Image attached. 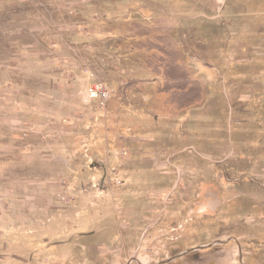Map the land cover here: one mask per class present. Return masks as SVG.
Listing matches in <instances>:
<instances>
[{
    "label": "rangeland",
    "instance_id": "rangeland-1",
    "mask_svg": "<svg viewBox=\"0 0 264 264\" xmlns=\"http://www.w3.org/2000/svg\"><path fill=\"white\" fill-rule=\"evenodd\" d=\"M0 264H264V0H0Z\"/></svg>",
    "mask_w": 264,
    "mask_h": 264
},
{
    "label": "crops",
    "instance_id": "crops-1",
    "mask_svg": "<svg viewBox=\"0 0 264 264\" xmlns=\"http://www.w3.org/2000/svg\"><path fill=\"white\" fill-rule=\"evenodd\" d=\"M162 72L163 76L165 77V73L169 74V78H167V80H172L173 81V85L172 88L173 90H176L177 94H185L186 91L183 92H178L181 88L184 89L186 87L185 84L181 85V82H187L190 77L187 76L186 73H184V71L182 72V65L178 62H173V59L171 58V60H168V62H164L163 64H158V73ZM157 80H155L156 82L159 81L160 78H156ZM166 80L162 78V85H164V81ZM160 82V81H159ZM159 95L164 98L167 94L168 91H166L165 88H163V86H160V89L158 90ZM140 93H138L139 96ZM166 99L168 98V96L165 97ZM165 99V100H166ZM159 102L164 103V99L159 100Z\"/></svg>",
    "mask_w": 264,
    "mask_h": 264
},
{
    "label": "built area",
    "instance_id": "built-area-1",
    "mask_svg": "<svg viewBox=\"0 0 264 264\" xmlns=\"http://www.w3.org/2000/svg\"><path fill=\"white\" fill-rule=\"evenodd\" d=\"M88 90L91 94L97 93V96L101 101L109 97V90L103 87L100 82H95Z\"/></svg>",
    "mask_w": 264,
    "mask_h": 264
}]
</instances>
